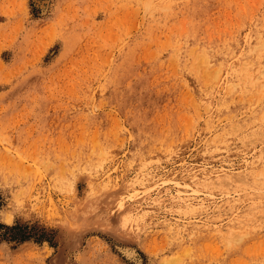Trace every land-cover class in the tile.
<instances>
[{
    "label": "rangeland",
    "instance_id": "1",
    "mask_svg": "<svg viewBox=\"0 0 264 264\" xmlns=\"http://www.w3.org/2000/svg\"><path fill=\"white\" fill-rule=\"evenodd\" d=\"M263 70L264 0H0V264H264Z\"/></svg>",
    "mask_w": 264,
    "mask_h": 264
},
{
    "label": "bare ground",
    "instance_id": "2",
    "mask_svg": "<svg viewBox=\"0 0 264 264\" xmlns=\"http://www.w3.org/2000/svg\"><path fill=\"white\" fill-rule=\"evenodd\" d=\"M250 65V64H249ZM248 67V66H247ZM251 67V66H250ZM249 68V67H248ZM261 69V68H260ZM253 72V71H252ZM261 72H263L264 73V70L263 71H261ZM255 74H257V73H255ZM264 76V75H263ZM253 77V76H252ZM251 77V78H252ZM260 77V76H259ZM258 77V78H259ZM257 79V78H256ZM217 177H219L218 175V173L217 174H215ZM225 177L228 179V180H231V178H232V175H230V174H228V172H225ZM220 178V177H219ZM240 179V178H239ZM239 179L237 180V181H239ZM233 180V179H232ZM246 180V179H245ZM236 181V182H237ZM241 181H244V180H240V182ZM223 182V181H222ZM221 182V183H222ZM228 182V181H227ZM231 183H233V182H231ZM230 185V184H229ZM185 189V191H187V192H189V189L188 188H186V187H184L183 185H181L180 183L178 184V189H177V191H178V193L180 194V193H185L183 190ZM177 193V194H178ZM189 201H191V199H185V202L187 203V202H189ZM188 206L189 207H191L190 206V204H188ZM193 206V205H192ZM220 209V208H219ZM195 210V209H194ZM196 210H198V207H196ZM199 212V211H198ZM229 234L230 235H233L234 234V232L233 231H231V232H229Z\"/></svg>",
    "mask_w": 264,
    "mask_h": 264
}]
</instances>
